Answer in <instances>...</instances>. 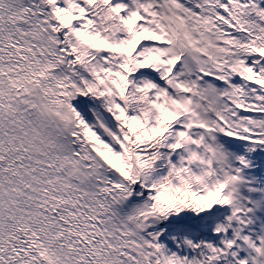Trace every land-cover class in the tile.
Segmentation results:
<instances>
[{"label": "snow or ice", "instance_id": "snow-or-ice-1", "mask_svg": "<svg viewBox=\"0 0 264 264\" xmlns=\"http://www.w3.org/2000/svg\"><path fill=\"white\" fill-rule=\"evenodd\" d=\"M0 264H264V0H0Z\"/></svg>", "mask_w": 264, "mask_h": 264}]
</instances>
